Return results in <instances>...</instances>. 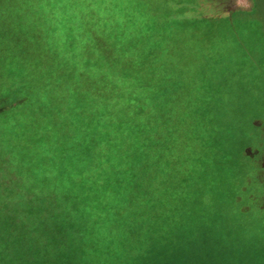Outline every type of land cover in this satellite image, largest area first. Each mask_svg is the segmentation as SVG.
I'll return each mask as SVG.
<instances>
[{
	"label": "trees",
	"instance_id": "1",
	"mask_svg": "<svg viewBox=\"0 0 264 264\" xmlns=\"http://www.w3.org/2000/svg\"><path fill=\"white\" fill-rule=\"evenodd\" d=\"M165 4L0 0L1 13L44 11L25 39L30 63L41 74L9 103L13 110L32 100L36 122L29 131L25 171L1 197L0 229L13 224L12 214L26 206L53 220L90 213L106 230L118 218L100 217L111 213L109 206L119 207L118 214L131 199L143 206L150 201L148 186L171 182L172 168L180 169L185 183L193 170L205 173L221 163L223 149L209 151L204 139L208 117L199 90L179 69L182 45L190 43L175 31L186 27L180 22L187 21V10L171 11ZM176 16L181 18L172 22ZM8 39L0 37L4 43ZM21 46L15 43L14 51ZM16 167L12 160L0 164ZM143 209L137 212L144 215ZM0 241L9 243V236L0 233Z\"/></svg>",
	"mask_w": 264,
	"mask_h": 264
},
{
	"label": "rangeland",
	"instance_id": "2",
	"mask_svg": "<svg viewBox=\"0 0 264 264\" xmlns=\"http://www.w3.org/2000/svg\"><path fill=\"white\" fill-rule=\"evenodd\" d=\"M165 5L187 10L192 20L175 31L190 43L182 45L179 69L199 90L208 117L204 139L209 151L223 149L221 163L205 173L193 170L185 183L172 168L178 179L151 183L143 206L131 199L123 214L109 206L111 213L100 217L118 218L106 230L90 213L53 220L22 207L12 214L14 223L0 229L9 236V243L0 241V264H264V207L250 201V191L261 195L257 180H264V0ZM43 16V10L0 12V37L9 36L0 41V164L18 165L0 168V200L26 168L35 105L27 99L11 110L9 103L41 74L25 39L28 26ZM18 41L20 52L13 48ZM143 207L144 215L137 212Z\"/></svg>",
	"mask_w": 264,
	"mask_h": 264
},
{
	"label": "flooded vegetation",
	"instance_id": "3",
	"mask_svg": "<svg viewBox=\"0 0 264 264\" xmlns=\"http://www.w3.org/2000/svg\"><path fill=\"white\" fill-rule=\"evenodd\" d=\"M261 170H264V167H261ZM259 184V188H261V195H254V192L250 191V201H255L256 204H260L261 207H264V180L259 179L257 180Z\"/></svg>",
	"mask_w": 264,
	"mask_h": 264
}]
</instances>
